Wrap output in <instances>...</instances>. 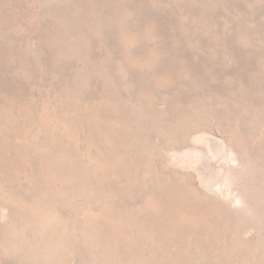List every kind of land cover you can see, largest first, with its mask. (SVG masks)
<instances>
[{
	"label": "rangeland",
	"instance_id": "374dc122",
	"mask_svg": "<svg viewBox=\"0 0 264 264\" xmlns=\"http://www.w3.org/2000/svg\"><path fill=\"white\" fill-rule=\"evenodd\" d=\"M0 264H264V0H0Z\"/></svg>",
	"mask_w": 264,
	"mask_h": 264
}]
</instances>
